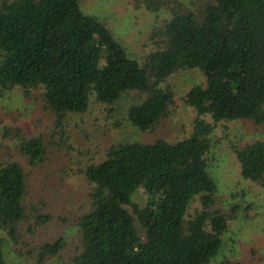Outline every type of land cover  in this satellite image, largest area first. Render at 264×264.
Segmentation results:
<instances>
[{"label": "trees", "instance_id": "obj_1", "mask_svg": "<svg viewBox=\"0 0 264 264\" xmlns=\"http://www.w3.org/2000/svg\"><path fill=\"white\" fill-rule=\"evenodd\" d=\"M131 3L171 13L150 27V49L141 58L99 19L82 12L80 0H0V87L20 88L25 97L40 100L61 135L68 115L84 113L94 103L108 116L121 111L130 125L146 132L174 104L167 79L180 71L201 72L203 84L192 86L184 98L196 115L189 135L111 144L98 161L81 169L90 207L75 220L78 245L65 264H207L227 229L207 169L211 135L226 120L264 127V0ZM127 97L130 102L123 105ZM2 136L18 141L29 165L45 161L42 136L26 137L19 127H4ZM233 149L241 177L264 191V139ZM26 185L17 160L0 162V264H8L2 233L19 256L38 264L66 245L59 237L30 250L21 240L27 211L38 210L27 199ZM138 188L147 196L144 205L132 199ZM35 220L39 227L50 216L39 214ZM33 231L29 223L26 235ZM220 264L243 263L223 259Z\"/></svg>", "mask_w": 264, "mask_h": 264}, {"label": "rangeland", "instance_id": "obj_2", "mask_svg": "<svg viewBox=\"0 0 264 264\" xmlns=\"http://www.w3.org/2000/svg\"><path fill=\"white\" fill-rule=\"evenodd\" d=\"M177 1L189 5L192 0ZM80 2L82 12L104 23L137 58L150 49V27L171 15L166 7L158 12L137 9L131 0ZM95 56L96 53L92 52L91 58L96 60ZM97 61L100 63L101 59ZM203 82L204 77L197 70L172 74L166 83L174 90V104L168 116L153 131H139L126 121L121 111L108 116L104 107L94 103L84 113L68 115L62 135L55 126L53 114L44 109L40 100L25 97L20 88L2 90L0 87V162L12 158L20 163L26 174L27 199L38 209L27 211L28 220L21 225V240L28 243L30 250L59 237L66 242L57 255L42 264H65L76 250L79 228L75 220L90 207V188L79 173L81 169L98 161L111 144L151 141L157 137L175 140L189 135L196 115L193 108L186 106L184 98L192 86ZM122 102L127 105L130 97ZM4 127H19L26 137L42 136L47 143L45 161L36 166L29 165L18 152V141L3 138ZM211 136L207 169L217 186L215 206L227 215V229L218 253L207 264H220L223 259L264 264V191L257 183L241 177L233 149L264 139V127L249 120H226L216 124ZM132 196L138 204H145L147 196L142 188ZM39 214H48L50 221L38 227L35 217ZM29 223L35 232L27 236ZM136 226L139 230L137 223ZM2 236L8 264H38L35 259L19 256L12 241L4 233Z\"/></svg>", "mask_w": 264, "mask_h": 264}]
</instances>
